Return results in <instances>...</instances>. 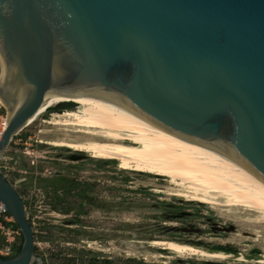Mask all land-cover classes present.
Masks as SVG:
<instances>
[{
	"label": "water",
	"instance_id": "water-1",
	"mask_svg": "<svg viewBox=\"0 0 264 264\" xmlns=\"http://www.w3.org/2000/svg\"><path fill=\"white\" fill-rule=\"evenodd\" d=\"M0 98V160L49 105L106 99L264 184V0H0ZM0 203L24 238L0 264H34V227L1 168Z\"/></svg>",
	"mask_w": 264,
	"mask_h": 264
},
{
	"label": "rangeland",
	"instance_id": "rangeland-1",
	"mask_svg": "<svg viewBox=\"0 0 264 264\" xmlns=\"http://www.w3.org/2000/svg\"><path fill=\"white\" fill-rule=\"evenodd\" d=\"M72 104L62 111L55 110L58 105L29 124L0 160L2 173L26 203L40 264H229L178 257L165 246H154L155 241L205 246L226 242L230 245L225 247L237 251L264 253V224L248 222L251 212L243 207L192 201L169 178L42 144L54 138L84 139L44 123L79 106ZM0 116H7L2 104Z\"/></svg>",
	"mask_w": 264,
	"mask_h": 264
},
{
	"label": "bare ground",
	"instance_id": "bare-ground-1",
	"mask_svg": "<svg viewBox=\"0 0 264 264\" xmlns=\"http://www.w3.org/2000/svg\"><path fill=\"white\" fill-rule=\"evenodd\" d=\"M67 102L79 106L63 114H55L44 123L84 139L54 138L41 141L42 144L85 152L96 159L118 161L123 169L169 178L171 183L182 188L184 193L181 195H189L192 201L243 207L251 212L248 222L264 224L263 183L221 155L121 105L106 99L61 100L49 105L28 125L51 108ZM0 104L7 111V128L10 114L1 98ZM153 245L165 246L178 257L198 256L206 261L229 264H264V253L256 251L224 252L212 246L175 241H155Z\"/></svg>",
	"mask_w": 264,
	"mask_h": 264
},
{
	"label": "built area",
	"instance_id": "built-area-1",
	"mask_svg": "<svg viewBox=\"0 0 264 264\" xmlns=\"http://www.w3.org/2000/svg\"><path fill=\"white\" fill-rule=\"evenodd\" d=\"M6 131L4 116H0V142ZM23 234L15 224L13 217L4 205L0 203V258L11 257L21 245Z\"/></svg>",
	"mask_w": 264,
	"mask_h": 264
},
{
	"label": "flooded vegetation",
	"instance_id": "flooded-vegetation-1",
	"mask_svg": "<svg viewBox=\"0 0 264 264\" xmlns=\"http://www.w3.org/2000/svg\"><path fill=\"white\" fill-rule=\"evenodd\" d=\"M74 106L73 105H61L59 108H56L55 110H57V111H62L64 108H73ZM79 205H80V207H82L83 206V201H81V202H79ZM228 243H226L225 242V244L224 243H222V245H227ZM228 245H230V244H228ZM207 246H214V245H207ZM18 251L16 250L15 252H14V254L11 256V257H9V258H14V257H16L19 253H20V251L17 253ZM105 262H103L104 264H113V262H112V260H104ZM211 263V262H210ZM214 263V262H213ZM34 264H40V262L38 261V260H36L35 262H34Z\"/></svg>",
	"mask_w": 264,
	"mask_h": 264
},
{
	"label": "trees",
	"instance_id": "trees-1",
	"mask_svg": "<svg viewBox=\"0 0 264 264\" xmlns=\"http://www.w3.org/2000/svg\"><path fill=\"white\" fill-rule=\"evenodd\" d=\"M73 106H75V105H73ZM66 109H69V108H66ZM49 111H54V108H51ZM26 204V203H25ZM16 226L18 227V225L16 224ZM19 228V227H18ZM22 240L24 241V238L22 237ZM21 247V249H22V245L21 246H19L18 248H17V251H18V249ZM21 249H20V251H21ZM2 259H5V258H2Z\"/></svg>",
	"mask_w": 264,
	"mask_h": 264
}]
</instances>
